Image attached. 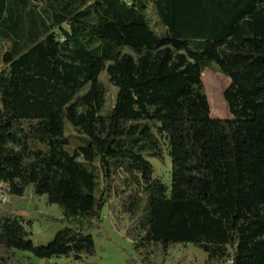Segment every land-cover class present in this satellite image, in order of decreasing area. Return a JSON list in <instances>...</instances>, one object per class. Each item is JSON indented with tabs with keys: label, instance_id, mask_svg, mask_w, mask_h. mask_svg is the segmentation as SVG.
<instances>
[{
	"label": "trees",
	"instance_id": "obj_1",
	"mask_svg": "<svg viewBox=\"0 0 264 264\" xmlns=\"http://www.w3.org/2000/svg\"><path fill=\"white\" fill-rule=\"evenodd\" d=\"M213 64L230 119L210 116ZM65 124L87 138L71 154ZM166 149L170 186L147 160ZM0 185L64 225L36 246L32 220L2 211L0 264H92L105 205L142 264L188 244L204 264H264V0H0Z\"/></svg>",
	"mask_w": 264,
	"mask_h": 264
},
{
	"label": "rangeland",
	"instance_id": "obj_2",
	"mask_svg": "<svg viewBox=\"0 0 264 264\" xmlns=\"http://www.w3.org/2000/svg\"><path fill=\"white\" fill-rule=\"evenodd\" d=\"M145 14L150 26L161 34L163 30L158 25L152 5L147 7ZM202 75H204L203 78L201 77L203 93L207 98L211 118L230 119L231 115L227 103L223 99V93L229 86V79L214 64L204 69ZM99 79L108 89L107 103L103 110L104 114L113 105L116 90L108 83L104 73L99 76ZM64 135L68 137L69 141L65 149L70 154L74 149L87 145V138L77 135L68 124H65ZM167 149L164 150L163 158H148L147 160L153 166L154 177L170 186L171 166ZM85 166L89 167L88 165ZM6 209L24 220H32L29 239L36 246L47 244L58 230L64 228V225L60 222L61 216L58 207L48 205L45 196H35L31 191L21 199L14 200L6 196V201H1L0 213ZM127 228L128 220L121 217L117 210L110 205H105L101 210L100 220L91 231L96 253L95 257L90 259L89 262L92 264H142L139 256L133 250L132 241L126 236ZM0 254H5L1 247ZM16 257L28 258L29 264H45V261L36 260L28 253L16 252ZM150 258L154 264H204L206 254L188 244L186 246H171L167 249L166 255L159 249V251L150 254ZM49 263L69 264V261L60 259L51 260Z\"/></svg>",
	"mask_w": 264,
	"mask_h": 264
},
{
	"label": "built area",
	"instance_id": "obj_3",
	"mask_svg": "<svg viewBox=\"0 0 264 264\" xmlns=\"http://www.w3.org/2000/svg\"><path fill=\"white\" fill-rule=\"evenodd\" d=\"M0 201H6V196L3 194L2 186L0 185Z\"/></svg>",
	"mask_w": 264,
	"mask_h": 264
}]
</instances>
